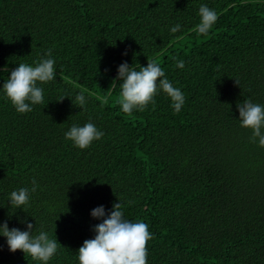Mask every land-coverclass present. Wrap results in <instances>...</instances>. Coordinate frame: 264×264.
I'll return each instance as SVG.
<instances>
[{
    "label": "trees",
    "instance_id": "trees-1",
    "mask_svg": "<svg viewBox=\"0 0 264 264\" xmlns=\"http://www.w3.org/2000/svg\"><path fill=\"white\" fill-rule=\"evenodd\" d=\"M201 5L218 15L207 35L194 31ZM49 49L56 77L20 114L3 83ZM148 60L184 94L178 114L162 91L122 112L118 67ZM245 100L264 106V0H0V224L27 220L61 245L48 264H79L101 222L91 211L120 202L152 234L147 264H264V148L240 127ZM89 122L100 140L81 150L65 139ZM33 179L29 204L11 208ZM0 264L41 262L0 236Z\"/></svg>",
    "mask_w": 264,
    "mask_h": 264
},
{
    "label": "clouds",
    "instance_id": "clouds-1",
    "mask_svg": "<svg viewBox=\"0 0 264 264\" xmlns=\"http://www.w3.org/2000/svg\"><path fill=\"white\" fill-rule=\"evenodd\" d=\"M198 15L200 22L194 31L200 35H207L217 21L218 15L207 5L200 6ZM180 30L179 24L170 29L172 33ZM126 54L127 52L124 53ZM51 56L52 50L49 49L45 57L36 62L35 66L19 64L3 83L5 96L18 113L31 112L33 105L43 103L44 89L38 85L53 81L56 77L55 60ZM184 66L183 60L176 63V67L180 69ZM117 71L116 79L122 81L118 103L123 113L131 114L134 110L144 111L149 103H155L154 97L160 91L170 98L174 112L176 114L180 112L185 103L184 94L170 83L158 63L148 60L146 67L139 66V70H136L124 62ZM75 103L81 109L85 107L86 98L83 91L75 96ZM237 108L240 127L252 130L250 142L258 141L259 146L264 148V131H262L264 106L245 100L242 104H238ZM103 136L104 133L91 122L82 127L74 125L65 133V139L81 150L87 149L94 140H100ZM31 183L33 185L31 190L20 188L11 192L9 198L11 208L23 209V206L29 204L30 191L34 193L38 187L35 179ZM91 217L101 222L93 229L94 238L85 240L78 249L79 264H147V244L152 239L147 224L124 219L120 202L115 203L108 213L103 206L93 209ZM22 223L26 225L24 231L18 228L9 229L7 222L0 224V236L6 238L9 251L11 253L21 251L34 261L48 264L61 247L57 237L50 238L43 230L34 234L32 223H28L27 220Z\"/></svg>",
    "mask_w": 264,
    "mask_h": 264
}]
</instances>
